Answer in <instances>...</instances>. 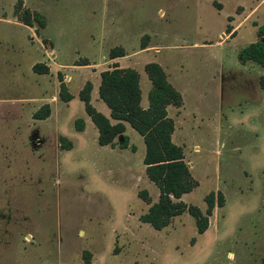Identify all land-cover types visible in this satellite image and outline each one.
<instances>
[{
	"label": "rangeland",
	"instance_id": "rangeland-1",
	"mask_svg": "<svg viewBox=\"0 0 264 264\" xmlns=\"http://www.w3.org/2000/svg\"><path fill=\"white\" fill-rule=\"evenodd\" d=\"M15 7L38 11L43 26L22 23ZM259 24L264 0H0V264H264V67L237 58ZM114 45L124 50L112 57L118 65L138 72L140 104L147 61L158 62L181 95L166 113L197 184L180 198L203 211L207 191L223 197L200 233L186 209L159 229L139 220L149 203L137 191L152 201L158 190L144 173L142 137L128 123L125 147L121 133L113 145L97 143L88 116L83 130L72 126L85 116L77 89L113 62ZM51 48L53 62L68 64L59 72L74 94L55 96L50 118L33 126L48 136L58 119L68 148L28 144L23 129L15 132L20 117L6 113L18 97L55 92L57 75L30 67ZM98 78L90 102L109 116Z\"/></svg>",
	"mask_w": 264,
	"mask_h": 264
},
{
	"label": "trees",
	"instance_id": "trees-1",
	"mask_svg": "<svg viewBox=\"0 0 264 264\" xmlns=\"http://www.w3.org/2000/svg\"><path fill=\"white\" fill-rule=\"evenodd\" d=\"M15 13L22 23L32 25L35 21L43 26L44 18L36 10L29 11L27 8ZM226 31L229 28L226 27ZM35 32L37 29L35 28ZM258 37L241 46L237 52L240 62L252 60L264 67V24L257 26ZM122 46L114 45L108 49V57L123 55ZM80 63H86L80 62ZM34 72L47 71V66L36 61L32 63ZM143 69L150 81L146 92L147 104L140 105V88L138 72L131 66H119L116 61L99 71L97 95L109 109V117L115 119L111 122L109 117L96 109L90 102L91 81L86 79L77 91V97L82 101L83 110L89 116L97 128L96 141L99 144L113 145L116 134L121 133L120 147L128 143V135L124 133V121L128 123L142 137L144 150L142 163L146 177L157 187V197L150 200L145 188L137 191L142 199L148 202L145 211L138 215L140 221L147 222L153 228L159 229L165 226L170 218L187 210L194 218L196 232H202L207 226V216L212 207L223 203L222 192L216 190L207 191L203 195L205 206L203 211L194 204H186L180 195L190 190L197 184L192 176L187 163L183 159L180 145L171 139L173 121L166 113L167 104L179 105L181 95L179 91L167 80L161 65L156 61H147ZM58 89L57 97L67 101L72 97L68 91L62 75L57 71ZM261 85L264 86V74L260 76ZM49 112L48 103L40 104L33 112L32 117L42 118ZM73 127L77 130L83 127V118H73ZM66 140H59L61 147L68 148ZM134 149V145H130Z\"/></svg>",
	"mask_w": 264,
	"mask_h": 264
},
{
	"label": "crops",
	"instance_id": "crops-1",
	"mask_svg": "<svg viewBox=\"0 0 264 264\" xmlns=\"http://www.w3.org/2000/svg\"><path fill=\"white\" fill-rule=\"evenodd\" d=\"M45 54V52L43 53V55ZM45 55H47L46 57V60H43V63L47 66V71L46 72H42L43 74H47V75H50V76H54L55 78V74L57 75V71H61L62 69H64L63 67H65L66 65H68L67 63H63V62H53V58L55 56V53L54 51H52V48L50 51H48ZM115 57V56H114ZM112 58V57H110ZM113 59V60H112ZM111 60L109 61H117L118 58H112ZM70 65H74L73 63L70 64ZM120 66V65H119ZM31 67V66H30ZM33 71V70H32ZM99 71L100 70H97L96 72V79L99 77ZM65 76H69V74L67 73ZM98 76V77H97ZM64 77V76H63ZM70 77V76H69ZM95 79V81H96ZM57 80V79H55ZM67 81V80H65ZM95 81H92V86H93V83H95ZM98 81H99V78H98ZM66 85H68L67 82H65ZM56 84V82H55ZM98 84V82H97ZM80 88V87H79ZM78 88V89H79ZM57 89H58V83L56 84V90L54 93H52V96H35L33 94H27L26 96L24 97H18V102H14V103H11V105L9 106H6V107H9L7 110H6V113H12V119L16 118V117H20L21 119V122H18V123H15V132L18 131L19 129L21 131H25L23 132V136L22 138L29 144V142L31 140H34L33 143H37V145H41L43 143L44 140H47L48 143H54V145L57 146V144H59V138H63V139H68L60 130L59 126L57 124H55V122L58 121L55 120L53 121L54 122V127L53 128V131H51V133L48 134V136L44 135L43 133L41 132H38V129H36L33 125L35 123V119H43V120H46V119H49L50 118V115H51V112H52V108H51V105H52V100H54L55 96H57ZM77 89V91H78ZM68 91L72 94L73 96V91L71 92L69 89ZM77 91H76V95H77ZM40 92V91H39ZM44 90L42 91V93H39L40 95L44 94ZM147 92V91H146ZM140 96H141V91H140ZM21 98V99H19ZM70 99V98H69ZM68 99V100H69ZM79 99V98H78ZM67 100V101H68ZM16 101V100H15ZM48 103L49 105V112L48 114L45 116V117H42V118H35V117H32V112L42 103ZM147 104V102H146ZM145 104V105H146ZM93 105V104H92ZM142 105V104H140ZM145 105H142V106H145ZM94 106V105H93ZM67 107V106H66ZM95 107V106H94ZM26 113H27V117H29V119L26 117ZM15 114V115H14ZM85 116H82L83 118V127L81 129H79L80 131L84 129L85 127V117L88 116L86 113H84ZM89 117V116H88ZM109 117V116H108ZM90 119V118H89ZM109 120L111 122L115 121V119L109 117ZM26 121V122H25ZM23 122V123H22ZM92 122V121H91ZM125 122L124 121V125H125ZM94 125V124H93ZM33 126V127H32ZM73 126V125H72ZM95 126V125H94ZM32 127V128H31ZM74 128V127H73ZM96 128V127H95ZM23 129V130H22ZM75 129V128H74ZM126 129V125H125V128L124 130ZM77 130V129H76ZM20 131V132H21ZM96 131H97V128H96ZM19 133V131L17 132ZM96 136H97V133H96ZM72 144V142H71ZM155 200V199H154Z\"/></svg>",
	"mask_w": 264,
	"mask_h": 264
}]
</instances>
